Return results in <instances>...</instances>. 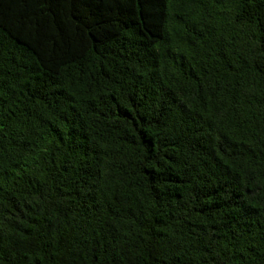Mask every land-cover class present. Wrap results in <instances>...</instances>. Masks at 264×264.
<instances>
[{
  "label": "trees",
  "instance_id": "obj_1",
  "mask_svg": "<svg viewBox=\"0 0 264 264\" xmlns=\"http://www.w3.org/2000/svg\"><path fill=\"white\" fill-rule=\"evenodd\" d=\"M0 264H264V0H0Z\"/></svg>",
  "mask_w": 264,
  "mask_h": 264
}]
</instances>
